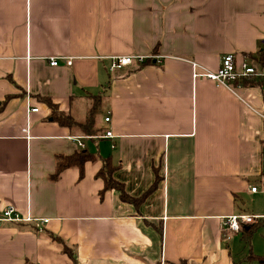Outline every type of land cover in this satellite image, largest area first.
<instances>
[{"label":"crops","instance_id":"0c3cea01","mask_svg":"<svg viewBox=\"0 0 264 264\" xmlns=\"http://www.w3.org/2000/svg\"><path fill=\"white\" fill-rule=\"evenodd\" d=\"M263 51L264 0H0V214L49 219L3 222L0 264H264V87L194 77ZM124 54L148 57L112 68ZM42 96L79 122L99 103L98 133L53 121ZM74 136L100 156L55 180ZM102 157L130 195L156 189L140 205L102 192ZM232 214L263 216L248 241L226 239Z\"/></svg>","mask_w":264,"mask_h":264},{"label":"built area","instance_id":"2783aa9c","mask_svg":"<svg viewBox=\"0 0 264 264\" xmlns=\"http://www.w3.org/2000/svg\"><path fill=\"white\" fill-rule=\"evenodd\" d=\"M112 57V68H121L127 65L134 64L135 62L141 63L142 60H145L147 55L139 54H124V55H115ZM158 57L161 56H151ZM59 57H51L50 64L58 65ZM68 64L72 63V58H65ZM264 61L259 60L254 61H243L242 63L237 62V57L234 53H226L221 58L220 67L216 71L209 70L204 66H201L202 72H195L194 77L204 76L212 80L216 86L226 88L232 92H236L237 87L243 85L242 81L246 79L262 80L264 87ZM194 66H199L197 63ZM33 111H37L38 108H32ZM264 117V115H262ZM107 122L111 121V113L108 112L105 117ZM104 137H113L114 134L111 130H107ZM80 147H85V143L82 140V136L73 137ZM253 191L257 190V186L252 187ZM263 216L253 215V214H232L227 216L225 219V230H226V239H230L232 233H238L241 230L242 225L253 224L258 222ZM48 218H39L34 216L32 213L27 212L23 214L15 205H8L4 208L0 214V229L3 226V222H14V223H47Z\"/></svg>","mask_w":264,"mask_h":264},{"label":"trees","instance_id":"16d2710c","mask_svg":"<svg viewBox=\"0 0 264 264\" xmlns=\"http://www.w3.org/2000/svg\"><path fill=\"white\" fill-rule=\"evenodd\" d=\"M258 59L264 61V51L260 53V56L258 57ZM151 61H152L151 59L150 60L147 59L145 62H151ZM262 65H264V63H262ZM242 84L246 86L247 85L248 86H262L263 81L254 80V79H246L242 81ZM95 97L99 98V95ZM41 99L45 100V102L49 105L51 109L49 116L52 118L53 121L58 122L62 126H67L70 129L74 128L76 130H79L83 132V134L93 135V134L98 133L99 129L96 128V116L100 112L99 103H96L95 106H93V108L89 110L85 121L79 122L73 119V117L70 114L60 110L59 106L55 102H53L51 98L42 96ZM99 156L100 155H97L96 153L91 152L88 148H82L70 155L57 154L55 157L56 170L52 174L51 178L55 180L58 179L61 172L68 167H77L79 168L82 174L86 162L94 161L98 159ZM101 159H102L103 164L101 168L99 169V171L97 172L96 176L101 177L104 180V188L102 192H105L106 190H109V189H116L117 191H119L120 198L123 201L132 202L136 205H140L143 202V200L146 198V196L156 189L158 182H159L158 176H157V179L154 181V183L151 185V187L143 195H141L140 197H134L130 195L125 188V184L121 182L120 180L116 179L114 176V172L118 168V165H115L112 162V159L110 157H102ZM255 224L256 223L251 225L250 228L246 231H245V226L242 225L241 232L243 231V237L245 238V240L247 241L249 240L248 238H246V236H249L253 232L256 226ZM65 251L69 253V255H71L73 258L75 257L72 248L66 246ZM250 257L257 258V256L253 254L250 255ZM258 260L264 262V257H260ZM74 262L76 264V259ZM175 264H188V262L187 260L183 259Z\"/></svg>","mask_w":264,"mask_h":264},{"label":"water","instance_id":"95a60500","mask_svg":"<svg viewBox=\"0 0 264 264\" xmlns=\"http://www.w3.org/2000/svg\"><path fill=\"white\" fill-rule=\"evenodd\" d=\"M263 170H264V165H263Z\"/></svg>","mask_w":264,"mask_h":264},{"label":"rangeland","instance_id":"374dc122","mask_svg":"<svg viewBox=\"0 0 264 264\" xmlns=\"http://www.w3.org/2000/svg\"><path fill=\"white\" fill-rule=\"evenodd\" d=\"M84 118V117H83Z\"/></svg>","mask_w":264,"mask_h":264}]
</instances>
